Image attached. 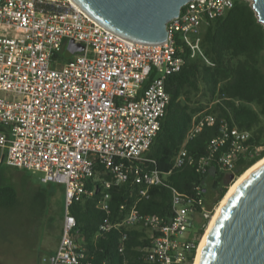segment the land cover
Here are the masks:
<instances>
[{
  "label": "built area",
  "instance_id": "obj_1",
  "mask_svg": "<svg viewBox=\"0 0 264 264\" xmlns=\"http://www.w3.org/2000/svg\"><path fill=\"white\" fill-rule=\"evenodd\" d=\"M234 2L190 0L169 22L166 42L143 44L104 27L72 0H0V163L42 172L43 182L66 188L59 245L43 260L82 264L88 257L77 240V220L70 205L75 198L94 193L88 184L96 179L99 164L112 176L104 181L108 189L128 181L126 160L146 159L144 153L160 131L170 101L166 79L185 62L179 41L192 56H204L201 28L224 15ZM70 40L82 44L83 50L66 58ZM204 122L211 124L214 117H203L187 137L195 136ZM232 133V147L219 160L229 172L250 135L238 129ZM226 136L213 139L211 155ZM210 159H197L183 146L173 168L196 164L204 172ZM135 173L136 182L148 185H158L167 174L139 167ZM109 197L105 192L99 202L107 212L100 229H144L150 239L144 258L154 264H194L204 233L200 231L219 203L209 206L202 186L190 193L173 189L169 220L124 204V218L113 221Z\"/></svg>",
  "mask_w": 264,
  "mask_h": 264
},
{
  "label": "trees",
  "instance_id": "obj_2",
  "mask_svg": "<svg viewBox=\"0 0 264 264\" xmlns=\"http://www.w3.org/2000/svg\"><path fill=\"white\" fill-rule=\"evenodd\" d=\"M201 46L204 56H192L190 49L179 41L180 54L184 57L181 70L166 79L170 101L162 118V126L149 149L145 160H126L130 167L128 181L113 183L108 189L102 164L97 166V177L88 184L93 194L75 198L70 211L77 220V240L86 248L88 257L82 264H154L145 261L150 239L144 229L120 226L102 231L101 223L107 212L99 206L105 192L110 194V218L120 221L126 210L136 205L142 212L155 213L169 220L172 214L173 189L190 193L202 186L209 206L223 199L233 179L264 158V25L258 20L249 0H235L224 14L211 18L201 28ZM206 115L214 122H204L192 138L188 132ZM250 132L239 153L234 171H227L220 163V156L232 147V131ZM226 140L211 155L214 138L225 135ZM185 146L199 159L211 157L206 171H198L196 164L173 168L174 157ZM4 165L0 163V167ZM158 169L167 173L158 185L136 182L135 169ZM168 171H171L168 174ZM210 189L211 195H207ZM212 198V199H210ZM44 193L35 190L32 197L20 199L16 187L0 185V209L16 216L27 211L40 213L46 205ZM127 209H121L122 205ZM21 220L16 224H21ZM204 232V228L201 229ZM1 263V262H0ZM2 264V263H1Z\"/></svg>",
  "mask_w": 264,
  "mask_h": 264
},
{
  "label": "water",
  "instance_id": "obj_3",
  "mask_svg": "<svg viewBox=\"0 0 264 264\" xmlns=\"http://www.w3.org/2000/svg\"><path fill=\"white\" fill-rule=\"evenodd\" d=\"M113 32L143 44L168 40V24L190 0H72ZM264 25V0H249ZM83 45L70 40L66 58ZM198 264H264V163L229 196L202 247Z\"/></svg>",
  "mask_w": 264,
  "mask_h": 264
},
{
  "label": "rangeland",
  "instance_id": "obj_4",
  "mask_svg": "<svg viewBox=\"0 0 264 264\" xmlns=\"http://www.w3.org/2000/svg\"><path fill=\"white\" fill-rule=\"evenodd\" d=\"M189 35L191 38L195 37V33ZM262 66L264 67V53ZM42 175V172L31 173L24 168L8 164L0 167V185L16 187L20 199L32 197L35 190L43 192L46 198V205L41 215L40 213L29 215L30 222L28 223H25L27 213L25 209L23 214L18 216L9 215L0 209V262L2 264H49L48 260H43V258L47 259L52 254L51 252L58 248L66 210V188L61 183L43 182ZM210 195L209 189L206 196ZM223 199L206 223L203 236ZM20 220L22 223L15 225ZM198 225L199 223L196 224V228Z\"/></svg>",
  "mask_w": 264,
  "mask_h": 264
},
{
  "label": "bare ground",
  "instance_id": "obj_5",
  "mask_svg": "<svg viewBox=\"0 0 264 264\" xmlns=\"http://www.w3.org/2000/svg\"><path fill=\"white\" fill-rule=\"evenodd\" d=\"M74 3V2H73ZM75 4V3H74ZM78 7V6H77ZM264 163V158L260 159L257 163H255L252 167H250L243 175L237 177L233 182H236L230 187L229 191L227 192V194L225 195L223 201L221 202L220 206L218 207L216 213L213 215L210 223H209V226L207 227V230L201 240V243H200V246H199V249H198V252H197V256H196V259H195V262L194 264H198V260H199V256H200V253H201V250H202V247L205 243V240H206V237H207V233L209 232L211 226L213 225L217 215L219 214L220 210L222 209L223 205L225 204V202L227 201V199L229 198V196L234 192V190L237 188V186L255 169L257 168L258 166H260L261 164ZM232 182V183H233ZM231 183V184H232Z\"/></svg>",
  "mask_w": 264,
  "mask_h": 264
},
{
  "label": "crops",
  "instance_id": "obj_6",
  "mask_svg": "<svg viewBox=\"0 0 264 264\" xmlns=\"http://www.w3.org/2000/svg\"><path fill=\"white\" fill-rule=\"evenodd\" d=\"M56 250H57V248L54 251H52L51 253L53 254Z\"/></svg>",
  "mask_w": 264,
  "mask_h": 264
}]
</instances>
